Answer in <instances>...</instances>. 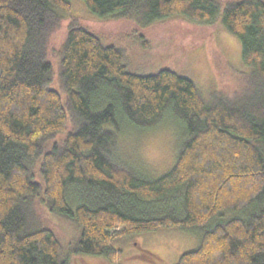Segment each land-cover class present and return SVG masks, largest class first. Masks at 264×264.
Instances as JSON below:
<instances>
[{"label": "trees", "instance_id": "1", "mask_svg": "<svg viewBox=\"0 0 264 264\" xmlns=\"http://www.w3.org/2000/svg\"><path fill=\"white\" fill-rule=\"evenodd\" d=\"M82 1L145 26L221 19L251 69L232 68V84L206 97L171 69L131 70L126 51L73 15L71 0H0V264H71L82 255L116 263L120 240L164 228L200 234L177 264H264V0ZM56 74L60 91L51 87ZM166 117L186 136L174 166L151 177L127 163L120 135ZM39 204L72 221L78 237L65 245Z\"/></svg>", "mask_w": 264, "mask_h": 264}, {"label": "rangeland", "instance_id": "2", "mask_svg": "<svg viewBox=\"0 0 264 264\" xmlns=\"http://www.w3.org/2000/svg\"><path fill=\"white\" fill-rule=\"evenodd\" d=\"M227 1L219 0L221 7ZM71 4L72 14L86 20L106 44L126 51L127 63L135 72L151 74L171 69L194 80L203 94L210 97L214 89H225L232 84V68L240 71L251 69L243 63L241 40L223 28L221 19L212 25H199L183 17H173L145 26L135 21L94 14L82 0H71ZM68 21L67 18L52 39L54 50L59 49L65 40ZM51 62L57 72V58L52 57ZM51 87L60 91L57 74ZM185 136L184 124L166 117L157 127L144 132L123 127L119 141L123 157L130 166L145 175L158 177L174 166ZM36 180L44 184L38 172ZM38 209L44 224L65 245L78 237L79 231L72 221L50 213L42 204ZM227 214H232V218L238 217L239 212L227 211L224 216ZM200 240L197 232L164 228L120 240L116 248L122 250V259L116 263L93 255L70 258L71 264H177L184 253L199 246Z\"/></svg>", "mask_w": 264, "mask_h": 264}]
</instances>
